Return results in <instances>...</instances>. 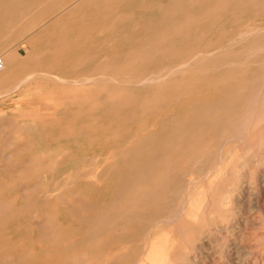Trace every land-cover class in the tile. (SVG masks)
<instances>
[{"label": "rangeland", "instance_id": "374dc122", "mask_svg": "<svg viewBox=\"0 0 264 264\" xmlns=\"http://www.w3.org/2000/svg\"><path fill=\"white\" fill-rule=\"evenodd\" d=\"M219 2L0 0V58L28 59L21 71L0 64V264H264V1L212 15ZM102 3L122 18L81 30L74 21ZM168 18L193 20L184 35L161 34ZM62 35L69 48L55 57ZM167 43H210L219 52L207 56L225 60L173 70ZM197 196L214 214L188 238L179 224L193 222Z\"/></svg>", "mask_w": 264, "mask_h": 264}, {"label": "bare ground", "instance_id": "6f19581e", "mask_svg": "<svg viewBox=\"0 0 264 264\" xmlns=\"http://www.w3.org/2000/svg\"><path fill=\"white\" fill-rule=\"evenodd\" d=\"M135 1V0H134ZM144 1V0H143ZM210 1V0H209ZM263 2L264 0H220V2L218 3V4H215L211 9H210V13L212 14V15H217L218 14V12L219 11H221V10H223V9H225V8H228V7H230V6H232V3H237V2H239V3H244V2ZM106 2V1H105ZM122 3V2H121ZM115 4H116V2H115ZM177 4V3H176ZM199 4V3H198ZM260 4V3H259ZM140 5H142L143 6V4H142V2L140 3ZM197 5V4H196ZM174 6H175V4H174ZM173 5L171 6V7H174ZM180 6V5H179ZM241 6H243V5H241ZM245 6V5H244ZM262 6V5H261ZM85 7H87V6H85ZM136 7V6H135ZM145 7V6H144ZM170 7V6H169ZM116 6L115 5H113V4H108V3H102L101 5H95V6H91V8H89V10L88 11H85V12H82L80 15H79V17L77 18V20L76 21H74V22H78V23H80V29L81 30H86L87 28L88 29H90V25H91V23H92V21H102V22H104V21H106V20H109V19H111V18H122V16H121V14H118V15H116L117 14V12H116ZM243 8V7H242ZM245 8V7H244ZM147 9V8H146ZM171 9L172 8H170V11H171ZM142 10V9H141ZM264 10V9H263ZM165 11V10H164ZM169 11V12H170ZM205 12V11H204ZM229 12H231V11H229ZM54 13V12H53ZM173 13V12H172ZM167 14H168V12H167ZM148 15V14H147ZM0 16H1V7H0ZM9 16V15H8ZM175 16V15H174ZM179 16V15H178ZM233 16V15H232ZM15 17V16H14ZM225 18V17H224ZM125 19V18H124ZM172 20H173V18H172ZM193 19H188V20H186V21H184V24H182V25H179L177 22H171V20H169V18L166 20L165 19V22L163 23V25H161L162 27L161 28H159V32L161 33V34H180V35H184L185 34V32H186V25L189 23V22H191ZM220 20V19H219ZM242 20V19H241ZM159 21V20H158ZM52 22V21H51ZM114 22V21H113ZM160 22H162V21H160ZM235 22V21H234ZM155 23V22H154ZM218 24V23H217ZM219 24H220V22H219ZM218 24V25H219ZM215 25V24H214ZM217 25V26H218ZM217 26H215V27H217ZM222 26V25H221ZM248 26V25H247ZM136 27V26H135ZM264 27V26H263ZM157 28V27H156ZM246 28V27H245ZM3 29V28H2ZM5 30V29H4ZM9 30V29H8ZM16 30V29H15ZM213 30H215V29H213ZM240 31H239V35H242V33H246L247 32V29H243V28H241V29H239ZM257 30V29H256ZM1 31V30H0ZM7 31V30H6ZM146 31L147 32H149V33H151V32H153L154 31V27H152V26H149V25H147V28H146ZM191 31H193V30H191ZM220 31V30H219ZM219 31H217V32H219ZM255 31V30H254ZM253 31V32H254ZM263 32H264V30H262ZM68 32V31H67ZM212 32V31H211ZM216 32V33H217ZM252 32V31H251ZM14 33V32H13ZM220 33V32H219ZM258 33H260V32H258ZM262 33V32H261ZM47 34V33H46ZM249 34V33H248ZM264 34V33H263ZM251 34H249V36H250ZM71 36H73V34L71 35ZM215 36V35H214ZM254 36V35H253ZM54 37V36H53ZM79 37V36H78ZM248 37V36H247ZM67 37L66 36H58L57 37V40H56V42L54 43L55 45H53V48L51 49L52 51H53V56H55V57H59V56H61L65 51H67V49L69 48V42H67V39H66ZM70 38V37H69ZM68 38V39H69ZM74 38H75V36H74ZM207 38V37H206ZM209 38V37H208ZM71 39V38H70ZM83 39V38H82ZM91 39V38H90ZM249 39V38H248ZM39 40V39H38ZM52 40V39H51ZM72 40V39H71ZM70 40V41H71ZM175 40H179V39H175ZM181 40V39H180ZM184 40V39H183ZM259 40V39H258ZM208 41H211V40H208ZM231 41V40H230ZM245 41V40H244ZM257 41V39H253V40H251L250 42H248L247 43V48H250L251 47V45L252 44H254L255 42ZM47 42H48V40H47ZM46 42V43H47ZM85 42V41H84ZM151 44H150V46L148 47L149 48V50H155L156 48H157V45H156V41H155V38H153L152 40H151ZM166 42H168V41H166ZM186 42V41H185ZM234 42V41H233ZM241 42V41H240ZM45 43V44H46ZM165 43V42H164ZM169 43V42H168ZM167 43V45L166 44H164L165 46L163 47V49H164V51L167 53V54H169V55H171V54H173V55H175L176 56V61H177V63H178V68H172L173 70H175V69H179L180 67H182V66H184V65H188V64H190L191 62H193V63H199V59H201V58H199L200 56H202V57H204V58H202V62L204 63V64H217V63H220V62H223L225 59H224V57H210V56H207L208 54H209V52L211 51V50H213V48H214V46H213V44H206L205 46H203V47H198V46H194V47H192V48H190V49H186V47L184 46V47H182V49H180V51L179 52H173V51H171V50H173V49H171V47H170V45ZM172 43V42H171ZM192 43H194V42H192ZM243 43V42H242ZM36 44V43H35ZM42 44V43H41ZM174 44V43H173ZM202 44V43H201ZM227 44V43H226ZM225 45V44H224ZM239 45V44H238ZM94 46V45H93ZM43 47V46H42ZM97 47V46H96ZM95 47V48H96ZM162 47V46H161ZM173 47V46H172ZM174 47H176V46H174ZM222 47V46H221ZM48 48H50V47H48ZM87 48V47H86ZM238 48V47H237ZM241 48V47H240ZM24 50V49H23ZM74 50V49H73ZM83 50V49H82ZM215 51L217 50V48L216 49H214ZM213 50V51H214ZM219 50V49H218ZM217 50V51H218ZM22 51V50H21ZM41 51V50H40ZM223 51V50H222ZM39 52V51H38ZM86 52V51H85ZM97 52V51H96ZM219 52V51H218ZM254 52V51H253ZM88 53H90V52H88ZM217 53V52H216ZM20 54V52H19V50L18 49H16L15 51H11V52H9V53H6V55L4 56V60L3 59H1L0 58V64L2 65V68H5L6 70H7V68H9V66H10V68H12L11 70H16L17 68H18V70L19 71H21V68H22V66L21 65H23V63H24V61H27L26 59L25 60H23L22 61V63H18L19 61H18V55ZM249 54V53H248ZM1 55V54H0ZM263 56H264V54H262ZM262 55H260V56H262ZM22 56V55H21ZM27 56L29 57V56H33L30 52L27 54ZM46 56H48V55H46ZM81 56V55H80ZM163 56V55H162ZM164 56H166L165 54H164ZM23 57V56H22ZM71 57H72V55H71ZM41 58V57H40ZM39 58V59H40ZM68 58V57H67ZM87 58V57H86ZM156 58V57H155ZM23 59V58H22ZM43 59H44V57H43ZM3 60V61H2ZM20 60V59H19ZM84 60H86V59H84ZM258 60V59H257ZM88 61V60H87ZM122 61V60H121ZM173 61V60H172ZM4 62V63H3ZM20 62H21V60H20ZM30 62V61H29ZM34 62V61H33ZM47 62V61H46ZM161 62V61H160ZM159 62V63H160ZM167 62V61H166ZM264 62V61H263ZM26 63V62H25ZM36 63V62H35ZM35 63H34V65H35ZM48 63V62H47ZM172 63V62H171ZM261 63V62H260ZM21 64V65H20ZM160 66H161V63L159 64ZM18 66V67H17ZM27 67H28V65H26ZM156 66V65H155ZM165 66V65H164ZM259 66V65H258ZM27 67H24V68H26L27 69ZM32 67V66H31ZM46 67V66H45ZM72 68V67H71ZM159 68V67H158ZM158 68H156V69H158ZM234 68V67H233ZM165 69V68H164ZM22 70H23V68H22ZM159 70V69H158ZM163 70V69H162ZM168 70V69H167ZM223 70V69H222ZM25 71H27V70H25ZM24 71V72H25ZM153 71V70H152ZM160 71V70H159ZM4 72H5V70H4ZM24 72H22V73H24ZM176 72V71H175ZM217 73H218V71H216ZM0 73H3V71L2 72H0ZM32 73V72H31ZM30 73V74H31ZM4 74V73H3ZM0 75V81H2V80H5V77H4V75ZM26 74H27V72H26ZM152 74V73H151ZM165 74V73H164ZM164 74H162V73H154V74H152V75H146V74H139V75H131V78L130 79H128V80H132V81H134L135 83L137 82V83H139V84H144L145 85V83H148L149 84V82L151 83V81L152 80H155L156 81V79L157 80H161V79H164L163 77H164ZM216 74V73H215ZM220 74V73H219ZM218 74V75H219ZM23 75V74H22ZM29 75V74H28ZM32 75V74H31ZM35 75V74H34ZM168 75V74H167ZM213 75V74H212ZM217 75V74H216ZM32 77V76H31ZM31 77H29V78H31ZM63 77H65V78H63L62 79V81H65L66 83L68 82V80H69V78L68 77H66V76H63ZM197 77V76H196ZM196 77H193V79H195ZM246 77V76H245ZM87 78H91V77H87ZM166 78V77H165ZM175 78V77H174ZM192 78V77H191ZM16 79V78H15ZM24 79V78H23ZM93 79V78H92ZM221 79V77H219V76H214V77H206L205 79H204V81L206 82V83H208V84H213V83H216V82H218L219 80ZM244 79V78H243ZM27 79L25 78V80L24 81H26ZM73 80V82L72 83H74V82H78V81H76L75 79H72ZM75 80V81H74ZM121 80V79H120ZM86 81V80H85ZM89 81V80H88ZM11 82V81H10ZM154 81H152V83H153ZM81 83V82H80ZM84 83V82H83ZM85 84V83H84ZM88 84V83H87ZM139 84H137V85H139ZM18 85H19V83H16V84H14L13 86H14V88H16V87H18ZM147 85V84H146ZM162 85H169V83H167V84H165V82H163L162 83ZM66 88V87H65ZM67 88H69V87H67ZM228 96V95H227ZM97 99V102H98V98H96ZM86 103V102H85ZM92 104H94V102H92ZM90 105V106H93V105ZM98 104V103H97ZM97 104H94V105H97ZM69 105H72L71 103L69 104ZM69 105H68V107H69ZM81 105H84V104H82L81 103ZM64 106V105H63ZM76 106V105H75ZM89 106V107H90ZM62 107V106H61ZM65 107H66V105H65ZM78 107H81V106H78ZM87 107V106H86ZM67 108V107H66ZM71 108V107H70ZM59 110H61L60 108H59ZM66 113H68L65 109H63ZM61 112H63L62 110H61ZM76 113V112H75ZM75 113H73V114H75ZM80 112H77V114L76 115H78ZM245 113V112H244ZM84 114V113H83ZM65 115V114H64ZM80 115H82V114H80ZM85 115V114H84ZM88 115V114H87ZM86 115V116H87ZM70 116H71V114H70ZM79 116H77V117H75L76 119L78 118ZM88 117V116H87ZM86 117V118H87ZM65 118V117H64ZM68 118V117H67ZM66 118V119H67ZM69 118H72V119H75V118H73V116L72 117H69ZM60 119H63V117H61V118H59L58 120H60ZM71 119V120H72ZM70 120V121H71ZM64 121V120H63ZM74 121V120H73ZM76 122V121H75ZM239 122V121H238ZM236 123V122H235ZM87 124V123H86ZM58 125V124H57ZM68 125H69V123H68ZM53 126V125H52ZM56 126V125H55ZM54 126V127H55ZM61 126H63V125H61ZM81 126V125H80ZM85 126V125H84ZM51 127V126H50ZM49 127V128H50ZM57 127V126H56ZM58 127H60V126H58ZM66 126H65V124H64V128H65ZM81 127H83V126H81ZM75 128V127H74ZM55 129V128H54ZM80 131V130H79ZM81 132H84V131H81ZM80 132V133H81ZM83 134V133H82ZM186 134H187V132H186ZM28 136V135H27ZM84 137H85V135H84ZM87 137V136H86ZM219 137V136H218ZM24 138H25V136H24ZM226 138V137H225ZM26 139H27V137H26ZM226 140V139H225ZM228 140V139H227ZM231 140H232V138H231ZM222 143H224V142H222ZM31 144V143H30ZM34 145V144H33ZM151 147H153V148H158L157 146H155V145H153V146H151ZM18 148V147H17ZM33 148H34V146H33ZM19 150V149H18ZM9 154V153H8ZM46 154H49V153H46ZM150 156V155H149ZM157 156V155H156ZM0 157H2V155L0 156ZM225 157V156H224ZM245 158V157H244ZM37 160V159H36ZM36 160H35V163H36ZM154 160V159H153ZM5 161V160H4ZM26 161V160H25ZM136 161V160H135ZM38 162H40V159H39V161L37 160V163L36 164H39ZM132 162H133V160H132ZM26 163V162H25ZM35 164V165H36ZM118 165V164H117ZM45 166V165H44ZM101 173H103V172H101ZM105 173V172H104ZM114 173V172H113ZM106 174V173H105ZM180 175V174H179ZM118 176V175H117ZM233 176V175H232ZM119 177V176H118ZM175 178V177H174ZM133 179V178H132ZM177 179H178V177H177ZM106 180V179H105ZM136 180H138V179H136ZM175 181V180H174ZM130 182V181H129ZM262 182V181H261ZM123 185V187H124V184H122ZM131 185V184H130ZM134 185V184H133ZM102 186V185H101ZM105 187V186H104ZM122 186L120 187V189H122L123 188ZM181 188V187H180ZM120 189H119V192H120ZM22 192V190H18V192ZM116 191H118L117 189H116ZM122 192H123V189L121 190ZM118 192V193H119ZM21 194V193H20ZM116 194V193H115ZM117 195V197H118V194H116ZM113 196V195H112ZM167 196V195H166ZM117 197H115V198H117ZM35 198V197H34ZM115 198H113V199H115ZM187 198V197H186ZM192 198V197H191ZM148 202V201H147ZM163 202V201H162ZM161 202V203H162ZM33 203V202H32ZM109 204H112L111 202H109ZM108 204V205H109ZM107 207V206H106ZM152 207V206H151ZM187 207H188V210L185 212V217L186 218H190V219H192L193 220V222L192 223H190V222H187V221H184V220H181V222H180V224H179V226H180V228H179V232L181 233V234H183L184 236H186V237H190L191 236V233H192V230L194 229V227H196L197 228V230L198 231H202L203 230V226H204V224H205V221H206V217H207V215H209V214H214V212H213V209L215 208V204H214V202L212 203V204H209L208 202H207V200H206V198H205V196H197V197H194V198H192V199H189L188 200V203H187ZM150 208V207H149ZM69 212V211H68ZM213 212V213H212ZM173 218H175V217H173ZM26 219V218H25ZM84 221V220H83ZM42 222V221H41ZM40 222V223H41ZM39 223V224H40ZM156 223V222H155ZM31 224H34V223H32L31 222ZM35 224H37V223H35ZM89 224V223H88ZM15 225V224H14ZM228 230V229H227ZM26 231V230H25ZM38 233V232H37ZM42 233V232H41ZM134 233V232H133ZM148 233V232H147ZM27 239V238H26ZM38 240V239H37ZM135 245V244H134ZM139 245V244H138ZM136 246V245H135ZM244 248V247H243ZM141 249H143V248H141ZM204 262V261H203ZM71 263V262H70Z\"/></svg>", "mask_w": 264, "mask_h": 264}]
</instances>
